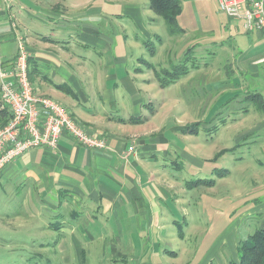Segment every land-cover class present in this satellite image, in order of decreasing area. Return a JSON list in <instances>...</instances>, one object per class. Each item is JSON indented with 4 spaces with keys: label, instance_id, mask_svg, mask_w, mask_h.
<instances>
[{
    "label": "rangeland",
    "instance_id": "obj_1",
    "mask_svg": "<svg viewBox=\"0 0 264 264\" xmlns=\"http://www.w3.org/2000/svg\"><path fill=\"white\" fill-rule=\"evenodd\" d=\"M77 1L81 6V0ZM95 1L91 9H99L93 14L81 16L83 8L71 9L73 12L65 13L61 24L67 28L74 26L75 51L96 53L97 71L105 66L103 72L107 73L106 65L113 64L112 73L117 74L113 78L114 88L123 93V113L116 110L118 104L115 111L110 108V95L101 83L97 82V91H104L105 96L97 92L99 95L92 100V90L84 82L79 84V92L65 86L71 89L80 105L88 98L91 101L86 104L90 108L102 103L113 116L148 117L143 124L126 125L127 129L140 132L129 141L128 151L155 157L154 164L165 169L172 188L168 189L169 197L161 195L159 200L174 209V213H169L183 223L187 235L181 239L177 227L167 223L168 235L161 239L149 227L141 226L142 236L140 233L132 236L129 232L135 231L134 226L124 222L121 243L104 235L97 236V241L78 242L86 250L87 264H113L114 261L120 264H228L238 260L239 241L264 228V210L260 209L264 204V128L249 130L256 125L257 118L263 117V111L253 102L243 100L244 94L253 90L264 94V64L247 72L238 73L239 67L237 72L234 70L240 54L232 53L236 45L229 28L234 33L235 26L241 27V22L224 13L215 0H210L205 8L190 2V7L185 4L179 19L186 32L171 35L164 19L153 10H149L151 18L149 14L145 16L146 11L141 18L132 14L131 7L136 5H143L145 10L149 8L148 0ZM71 15L75 19L67 23ZM70 36L71 33L69 40ZM144 41L151 43L149 47L154 48V54ZM197 42L201 44L196 45ZM236 50L239 49L236 47ZM185 61L190 72L169 86H161L159 75ZM119 96L116 95L117 99ZM199 122L197 133L183 132ZM225 149L228 152L219 154ZM215 169H227L226 175L217 176ZM199 179L216 181L211 186L194 185ZM179 199L181 205L175 203ZM184 199L187 211L183 209ZM15 209L18 206L8 211L3 208L0 217L12 215L9 211ZM61 214L67 217L66 222L72 221L67 210ZM45 215L50 213L44 212L33 223L30 236L22 229L15 230V222L8 229L0 225V264H81L77 245H72L75 242L65 243L64 249L61 248L62 237L58 231L45 227ZM89 226L97 232L104 228L101 222ZM164 249L173 250L177 255H168Z\"/></svg>",
    "mask_w": 264,
    "mask_h": 264
},
{
    "label": "crops",
    "instance_id": "obj_2",
    "mask_svg": "<svg viewBox=\"0 0 264 264\" xmlns=\"http://www.w3.org/2000/svg\"><path fill=\"white\" fill-rule=\"evenodd\" d=\"M13 1L0 0V67L11 66L18 51V38L23 37L30 52L29 56L36 60L40 71L31 81L34 90L39 94L56 98L68 106L72 110L70 111L72 115L84 123L89 132L107 136L109 148L89 149L65 133L56 149L34 148L10 162L0 172V211L3 208L6 209L3 211H8L17 206L18 209L9 211L12 215L7 213L6 218L0 217V225L6 229L11 222H15V230L22 229L30 236L33 223L41 219L47 211L50 215H45L47 217L45 227L60 233L61 248L64 249L65 243L75 242L72 245H77L81 264L84 262L87 264V253L78 243L80 240L93 242L97 241V236L104 235L112 236L113 240L121 243L124 222L134 226L135 231L129 232L132 236L139 233L141 235L143 232L141 227H149L154 234L157 233V239L168 235L166 224L171 223V226L177 227V235L184 239L186 232L183 229L184 236H180L178 221L169 213L170 211L174 213V209L168 208L159 200L161 195L169 197L168 189L172 188L166 179L165 169L154 164L157 162L155 157L141 156L128 151L129 141L140 132L127 129L126 125L129 123L119 121L120 118L125 119L123 114L110 115L106 112L104 104L101 103L95 108H90L86 104L98 96L99 92L102 94L105 91L111 98L109 103L107 101L110 108L115 111L118 104L116 110L123 113V93L114 88L116 81L113 78H116L117 74L112 73L113 64H105L107 73L103 72L105 66L103 70L99 67L97 71L99 61L95 58L96 53L85 51L80 54L79 51V53L75 51L76 39L73 40L72 37L74 26L67 28L61 24L65 13L73 12L71 9L83 8L81 16L93 14L99 9V7L91 9L96 1L81 0V6L77 0H15L14 4H11ZM209 1L182 0V6L184 9L185 4L191 2L205 8ZM215 1L219 3V0ZM7 2L9 6L6 5ZM140 5L131 7V12L141 18L143 12L146 11V16L152 9L148 5L149 8L145 10L144 6ZM73 15L68 17L67 23L75 19ZM149 17L153 15L149 14ZM238 21L241 22V27L235 26L234 33L230 28L229 30L234 36V45L239 49L236 50L234 47L232 53L234 56L240 54L234 70L237 72L239 67L240 73L264 64V33L261 30L249 32L244 28L243 21L239 19ZM70 33L72 38L69 40ZM31 65L30 68L33 67V63ZM110 79L112 83H109ZM81 82L87 85L88 90H92L91 100L86 98L88 101L81 103L82 105L74 94H68L66 90L57 87L68 85L75 92H79ZM97 82L103 85V92L97 91ZM260 93L264 98V94ZM117 94H120L118 99ZM103 95L105 96V93ZM1 110L3 109L0 102ZM262 116L257 118L253 128L249 127L250 131L264 128V111ZM3 120L0 118V126ZM171 160H173L171 163L176 161ZM260 176L262 174L258 177ZM262 183L264 185V179ZM175 203L181 205V200ZM256 203H259L258 200ZM184 204L185 199L183 209L187 211ZM260 209L264 210V204L260 205ZM62 210L70 213L71 222H66L67 217L61 214ZM87 220L93 222L85 223ZM96 222H101L104 226L100 232L91 230L89 226ZM113 225L114 228L107 229ZM165 250L168 249H164V253Z\"/></svg>",
    "mask_w": 264,
    "mask_h": 264
},
{
    "label": "built area",
    "instance_id": "obj_3",
    "mask_svg": "<svg viewBox=\"0 0 264 264\" xmlns=\"http://www.w3.org/2000/svg\"><path fill=\"white\" fill-rule=\"evenodd\" d=\"M219 6L229 17L242 20L247 31L264 30V0H219ZM29 55L25 39L19 37L11 66L0 67V102L11 115L0 127V172L34 148L56 149L65 133L89 149L109 148L105 136L89 132L62 102L34 90Z\"/></svg>",
    "mask_w": 264,
    "mask_h": 264
},
{
    "label": "trees",
    "instance_id": "obj_4",
    "mask_svg": "<svg viewBox=\"0 0 264 264\" xmlns=\"http://www.w3.org/2000/svg\"><path fill=\"white\" fill-rule=\"evenodd\" d=\"M149 7L152 9L157 15L161 16L167 24L168 30L171 35H180L185 33V28H183L180 23L179 19L183 12L182 0H148ZM145 46L154 54V48L149 47L151 43L149 41H144ZM192 49L190 48L189 51ZM184 64L175 65L173 70L165 69L162 75H159V79L161 81V86L166 87L169 84L176 82L180 77L186 76L190 72V68H188V62L185 61ZM33 67L29 68V75L32 81L34 75H38L40 73L37 62L34 58H29V66ZM195 68V66H194ZM197 68V67H196ZM58 88L66 89L68 94H72L70 88L64 85H57ZM73 95V94H72ZM248 102H253L257 108L261 111H264V98L260 92L257 91H250L248 92L244 99ZM10 112L6 108L0 111V118L3 120V123L0 127L6 125L10 119ZM120 122L122 123H129L133 125L143 124L148 121L147 116H132L129 119L120 118ZM201 123H194L193 125L186 127L183 129V132H190L191 134H195L198 132L199 126ZM194 127V128H193ZM228 152V149L223 150L221 153ZM218 155V153H217ZM217 157V156H216ZM217 176H224L226 175L227 169H215L214 171ZM216 181L215 179H199L197 182L193 183L194 185H208ZM179 234L183 237V227L181 222H177ZM238 252L239 258L238 260H231L228 264H264V228H258L249 237L245 240L239 241ZM167 254L175 256L177 252L171 250H165ZM125 261V260H122ZM84 264H86L84 262ZM113 264H120L118 261H114Z\"/></svg>",
    "mask_w": 264,
    "mask_h": 264
}]
</instances>
